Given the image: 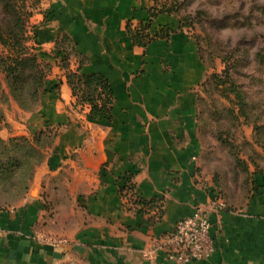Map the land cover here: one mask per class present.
Wrapping results in <instances>:
<instances>
[{
	"label": "crops",
	"instance_id": "crops-1",
	"mask_svg": "<svg viewBox=\"0 0 264 264\" xmlns=\"http://www.w3.org/2000/svg\"><path fill=\"white\" fill-rule=\"evenodd\" d=\"M152 6L50 1L35 37L36 53L52 71L40 107L24 118L33 131L62 128L37 178L41 189L0 210V264H176L154 249L200 206L209 207L212 249L184 264H264V177H254L242 205L223 199L203 164L198 122L208 67L179 21L169 14L151 19ZM146 24L153 40L138 46L131 31ZM64 34L75 48L70 69L107 80V120L89 121V108L76 105L56 64ZM7 118L13 130L27 128Z\"/></svg>",
	"mask_w": 264,
	"mask_h": 264
},
{
	"label": "rangeland",
	"instance_id": "rangeland-1",
	"mask_svg": "<svg viewBox=\"0 0 264 264\" xmlns=\"http://www.w3.org/2000/svg\"><path fill=\"white\" fill-rule=\"evenodd\" d=\"M50 1L21 0L31 15L27 20L26 47L36 55L35 28L48 19ZM150 1L158 10L172 13L169 15L179 21V28L195 40L208 67L209 74L201 87L198 105L203 164L225 202L242 205L254 190L251 187L254 177H264V142H261L264 141V0ZM0 50L7 53L3 46ZM73 58H70L69 65ZM39 62L44 66L49 64L40 58ZM214 76H218L222 84L215 85ZM45 92L40 94L34 110L25 111L20 108L0 70V140L33 139L41 130L51 133L48 135L51 137H43L39 145L45 156L42 164L34 171L27 162L17 168L10 181L15 185L14 190L0 183V208L20 204L26 197L24 185L30 186L29 192L32 188L35 191L41 189L37 178L62 127L50 126L33 131L25 123L24 115L38 110L41 95ZM7 115L15 116L27 128L13 130L7 122ZM87 120L92 121L88 117Z\"/></svg>",
	"mask_w": 264,
	"mask_h": 264
},
{
	"label": "trees",
	"instance_id": "trees-1",
	"mask_svg": "<svg viewBox=\"0 0 264 264\" xmlns=\"http://www.w3.org/2000/svg\"><path fill=\"white\" fill-rule=\"evenodd\" d=\"M164 14L172 13L167 10L160 11L155 5L150 9L151 19ZM30 16L21 0H0V46L7 49V53L0 50V70L5 74L6 81L20 108L25 111H32L38 105L40 94L46 90L47 77L52 71L51 65H42L39 57L26 47L27 20ZM148 29L149 24H146L131 31L134 44L145 47L153 40L147 32ZM55 50L58 64L66 71L68 85L77 99L76 105L88 107V118L92 121L107 120L111 114L113 101L107 80L98 74L86 75L70 69L69 61L72 56H75V48L68 35L64 34L58 38ZM213 78L215 85L222 84L218 76ZM235 94L241 96L238 93ZM50 134L49 130H41L33 139L16 137L8 142L0 140L2 145L0 183L2 182L5 188L15 189V185L10 181L17 168H22L27 162L34 171L45 161L44 152L39 145L43 137H48ZM57 137L58 134H56ZM262 146H264L263 143ZM29 188L28 184L23 186L25 195L29 192ZM2 209L7 208H0Z\"/></svg>",
	"mask_w": 264,
	"mask_h": 264
},
{
	"label": "built area",
	"instance_id": "built-area-1",
	"mask_svg": "<svg viewBox=\"0 0 264 264\" xmlns=\"http://www.w3.org/2000/svg\"><path fill=\"white\" fill-rule=\"evenodd\" d=\"M208 212L209 207H197L192 216L178 221L172 231L160 238L154 250L164 251L176 264L203 259L212 249ZM41 240L49 241L44 235ZM146 256L152 257L153 252Z\"/></svg>",
	"mask_w": 264,
	"mask_h": 264
},
{
	"label": "water",
	"instance_id": "water-1",
	"mask_svg": "<svg viewBox=\"0 0 264 264\" xmlns=\"http://www.w3.org/2000/svg\"><path fill=\"white\" fill-rule=\"evenodd\" d=\"M34 193L36 192V191H33Z\"/></svg>",
	"mask_w": 264,
	"mask_h": 264
}]
</instances>
